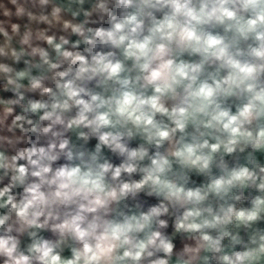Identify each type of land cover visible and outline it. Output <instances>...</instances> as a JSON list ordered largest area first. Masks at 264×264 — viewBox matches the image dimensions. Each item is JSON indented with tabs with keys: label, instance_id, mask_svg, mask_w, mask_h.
Returning <instances> with one entry per match:
<instances>
[{
	"label": "clouds",
	"instance_id": "obj_1",
	"mask_svg": "<svg viewBox=\"0 0 264 264\" xmlns=\"http://www.w3.org/2000/svg\"><path fill=\"white\" fill-rule=\"evenodd\" d=\"M0 264H264V0H0Z\"/></svg>",
	"mask_w": 264,
	"mask_h": 264
}]
</instances>
